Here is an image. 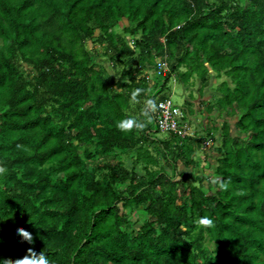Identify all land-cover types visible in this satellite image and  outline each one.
I'll list each match as a JSON object with an SVG mask.
<instances>
[{"label": "trees", "instance_id": "1", "mask_svg": "<svg viewBox=\"0 0 264 264\" xmlns=\"http://www.w3.org/2000/svg\"><path fill=\"white\" fill-rule=\"evenodd\" d=\"M171 79L194 134L120 131ZM0 163V264H264V0H0Z\"/></svg>", "mask_w": 264, "mask_h": 264}, {"label": "clouds", "instance_id": "2", "mask_svg": "<svg viewBox=\"0 0 264 264\" xmlns=\"http://www.w3.org/2000/svg\"><path fill=\"white\" fill-rule=\"evenodd\" d=\"M141 92V88H136L131 93V98L134 101L137 100L138 95ZM146 104L148 107L141 112L139 117L136 115L125 116L124 118L117 121V127L120 129V131L131 132L133 129H144L148 126V124L153 119L151 112H154L157 109L158 105L156 99L154 98L147 99ZM140 117H143L144 119H141ZM7 171V165L0 163V175L7 173ZM222 187H227V185L224 184L222 185ZM200 222L208 226H211L213 224V220L207 216L201 218ZM17 233L21 236L22 240L27 241L29 244L35 243L33 234L29 230L18 228ZM7 264H53V261L50 259L45 248L37 251L34 247H29L24 256L18 257L14 260H7Z\"/></svg>", "mask_w": 264, "mask_h": 264}, {"label": "built area", "instance_id": "3", "mask_svg": "<svg viewBox=\"0 0 264 264\" xmlns=\"http://www.w3.org/2000/svg\"><path fill=\"white\" fill-rule=\"evenodd\" d=\"M169 70L168 62L159 58L157 60V72L166 74ZM155 118L159 130L162 132H172L179 137L194 134V129L185 119V113L182 107L176 105L171 98H167L159 104Z\"/></svg>", "mask_w": 264, "mask_h": 264}, {"label": "rangeland", "instance_id": "4", "mask_svg": "<svg viewBox=\"0 0 264 264\" xmlns=\"http://www.w3.org/2000/svg\"><path fill=\"white\" fill-rule=\"evenodd\" d=\"M125 24V22H121V26H123ZM118 31L120 30V29H117ZM96 33H98V32H96ZM97 47H99L98 45H97ZM107 64H109V63H107ZM109 70H110V72L111 73H113V70L111 69V68H109ZM152 72H154V70H152ZM150 74H151V72H150ZM223 79V78H222ZM163 80V79H162ZM162 80H161V82H162ZM160 82V81H159ZM218 84V82H216L215 83V81H214V85L213 86H216ZM167 88H166V92H168V95H169V97L171 98V100L176 104V105H179V106H181V107H183V108H185V101H186V99H187V97H189L190 96V94L191 93H193V94H195L194 96L196 97V99H198V100H196V102H199L201 99H202V97H204V99H210L211 98V94H212V90L211 89H209V88H207L206 90H205V93H204V95H201V94H199L198 92H197V87H198V84H196L195 86H194V92H192V90H188L187 91V89L184 87V85H182L181 83H179L178 81H176L175 79H171L168 83H167V86H166ZM189 92V93H188ZM200 99V100H199ZM204 106H202V105H198L197 106V110L200 112L198 115H197V117H194L193 116V119H195V123L197 124V125H200V122L202 123H204V124H206V125H209V124H211V122H209L210 121V118H209V116H208V113H207V111L206 110H204V108H203ZM186 118V117H185ZM227 119L232 123V124H234L235 123V116H232V117H227ZM218 120V119H217ZM217 123H219V124H221L223 121H221V120H219V121H216ZM193 125V124H192ZM193 127H195L194 125H193ZM192 127V128H193ZM236 132V131H235ZM159 135H161V136H166V133H164V132H159ZM179 137V136H178ZM204 146L206 147V149H209V151H208V154H209V152H211V154L213 155V154H216V152H217V150H216V148L215 147H213L212 146V144H211V142H209V141H206L205 142V144H204ZM197 156H196V159H198V160H203L204 161V154L201 152V153H198V154H196ZM181 168H183V165H181ZM202 168V167H201ZM206 172H207V170H205ZM209 171V170H208ZM135 219L137 218V216L136 215H134L133 216ZM134 219V220H135Z\"/></svg>", "mask_w": 264, "mask_h": 264}]
</instances>
